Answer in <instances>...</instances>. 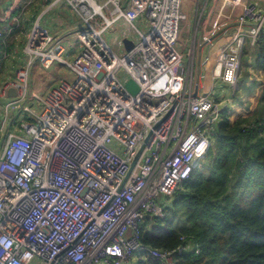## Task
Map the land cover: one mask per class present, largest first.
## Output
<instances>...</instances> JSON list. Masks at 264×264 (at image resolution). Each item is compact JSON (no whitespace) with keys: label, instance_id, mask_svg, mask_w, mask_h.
<instances>
[{"label":"built area","instance_id":"1","mask_svg":"<svg viewBox=\"0 0 264 264\" xmlns=\"http://www.w3.org/2000/svg\"><path fill=\"white\" fill-rule=\"evenodd\" d=\"M64 1L85 24L77 32L81 50L67 59L62 37L38 17L23 48L26 62L0 88L5 95L13 87L7 106L22 104L28 114L0 150V264H131L143 255L178 264L199 244L192 236L171 249L144 244V215L164 218L161 194H173L200 166L239 89L244 48L264 30V0H224L220 12L235 15L213 19L194 39L187 65L176 45L184 0ZM140 16L147 32L136 23ZM119 19L134 33L123 52L103 36ZM36 62L60 63L71 76L31 93ZM129 78L135 93L125 85ZM217 81L229 95L218 96ZM29 97L38 98V112Z\"/></svg>","mask_w":264,"mask_h":264},{"label":"trees","instance_id":"2","mask_svg":"<svg viewBox=\"0 0 264 264\" xmlns=\"http://www.w3.org/2000/svg\"><path fill=\"white\" fill-rule=\"evenodd\" d=\"M248 45L247 88L214 128L209 166L181 182L170 214L143 222L142 242L151 247L174 248L183 236L199 244L178 264H264V30ZM131 264L160 263L143 255Z\"/></svg>","mask_w":264,"mask_h":264},{"label":"crops","instance_id":"3","mask_svg":"<svg viewBox=\"0 0 264 264\" xmlns=\"http://www.w3.org/2000/svg\"><path fill=\"white\" fill-rule=\"evenodd\" d=\"M103 2L104 0H98ZM126 2L127 0H123ZM253 3H261V0H246ZM224 6V0H184L183 10L186 13V18L181 22L182 27L186 30L193 28V41L202 33L206 32L214 18L219 17L220 21H227L235 15V11L229 9L220 12ZM225 8V6H224ZM111 5L104 7V12L110 14ZM211 13L209 20H206L204 29L198 34L199 24L202 22L206 11ZM40 18L41 22L46 25L49 30L56 36L62 37L65 49V57L71 60L74 55L81 50V43L78 41L77 32L85 27L81 17L74 12L68 3L64 0H0V29L2 36L0 38V88L4 81L13 79L16 71L26 62L24 53V45L32 22L36 18ZM100 21V18H97ZM137 25L143 32L149 30V25L144 16L137 19ZM181 27V26H180ZM106 41L117 52H123L126 47L123 42L124 38L134 37L133 31H130L123 19H119L112 26L107 28ZM192 41V42H193ZM73 46L74 51H69L68 47ZM76 50V51H75ZM66 66L60 63H54L50 67H42L36 62L30 71L29 87L31 93L38 95L43 94L49 88L54 86L60 79L69 77L67 74L69 69L61 70ZM216 87L222 88V92H217L218 96L229 95L225 84L220 81L216 82ZM12 89L14 91H12ZM216 90V89H215ZM217 91V90H216ZM16 90L13 87L8 88L5 95L0 92V99L5 98V111L9 114L6 120L1 118L3 105L0 106V125L3 123V129L0 130V143L5 142L8 132L16 131L15 125H18L23 120L25 111L21 108H10L8 102L15 96ZM236 95V94H235ZM235 97V96H234ZM234 99V98H233ZM232 99V102H233ZM3 142V144H4ZM3 146V145H2ZM2 148V147H1ZM148 220V219H146ZM137 258L134 257L135 261Z\"/></svg>","mask_w":264,"mask_h":264},{"label":"rangeland","instance_id":"4","mask_svg":"<svg viewBox=\"0 0 264 264\" xmlns=\"http://www.w3.org/2000/svg\"><path fill=\"white\" fill-rule=\"evenodd\" d=\"M210 16H211V13L207 10L206 13H205V15H204V18H203L202 22L199 24L198 34L201 31H203L205 22H206V20H209ZM230 26H229V28H231ZM227 34H228V32H227ZM104 37H106V34H104ZM192 41H193V28H191L189 30H186L181 25V27H180V35H179V38L177 40L176 45L184 53V64L185 65L188 64L189 54H190L191 49L193 50V46H192V43L193 42ZM248 44L249 43L247 42V44H246V46H247L246 47V51L248 49H250V46ZM65 47L67 48V46H65ZM68 49H70L69 51H74L75 48L73 46H71V47H68ZM206 53H207V48L206 47H203L202 50H201V58H203ZM248 55H249V53L247 52V53H245V55L242 58L241 76H240L239 83H238L239 84V86H238L239 89L236 92V95H235V97L233 99V103L231 104V106L233 104L234 105L235 104L240 105L241 104V99L243 98V96L245 94L244 92L246 91V88H247L246 79H247V74H248ZM64 56H65V53H64ZM198 56H199V48L196 47V55H195V59H196L195 62H196V64L198 63ZM26 58H27V56H26ZM64 69H67V68L63 67V69L61 70V72H63ZM196 71H197V68H196ZM119 74H120L121 77H124L125 76V73L123 71H120ZM67 75L69 76L70 75V72ZM240 87H241V89H240ZM226 88L229 91H231V89L228 88L227 86H226ZM215 89L219 93H221L222 90H223L222 88H218L216 86H215ZM227 93L229 94L228 91H227ZM6 102L7 101H6L5 98L0 99V106L3 105V110H2L1 118L4 119V120H6L7 118L10 117L9 114H6V111L4 109ZM29 102L33 106L32 107V110L34 112H38L41 109V104H40L38 98H36V97H29ZM17 108H20V111L23 112L22 111V108H21V104L18 105ZM27 117H28V114L25 112L23 119H27ZM17 128H18V125H15V130H17ZM3 142H4V140H3ZM3 142L0 143V150H1V147L3 145ZM113 145H116L117 147H120V144L117 141H114L113 142ZM119 152L122 153V148H120ZM209 159H210L209 157H204L203 159H201L200 167L201 166L204 167L205 165L206 166H209V165H207V164H209ZM173 200H174V195L173 194H171V195H168L167 193H164V194L162 193L161 194V201H162V203L164 205H167V209H168V212H169L168 214H170V212H171L170 210L172 208V201ZM154 219L155 218L148 219V222L147 223L151 224L154 221Z\"/></svg>","mask_w":264,"mask_h":264},{"label":"water","instance_id":"5","mask_svg":"<svg viewBox=\"0 0 264 264\" xmlns=\"http://www.w3.org/2000/svg\"><path fill=\"white\" fill-rule=\"evenodd\" d=\"M123 42H124V44H125L126 49H130V48L133 46V43H134L133 40L130 39V38H124V39H123ZM125 85H126V87H127L131 92H133V93H135V92L138 91V88H139L138 85H137V84L135 83V81H134L133 79H131V78H129L128 80L125 81ZM12 91H14V90L12 89ZM148 136H149V135H148ZM148 136H147V138H148ZM147 138H146V140H147ZM133 165H134V161L132 162L131 168H130L129 172L127 173V176L129 175V173H130V171H131ZM127 176H126V177H127ZM144 218H145V219H151L152 217H151L150 214H145V215H144Z\"/></svg>","mask_w":264,"mask_h":264}]
</instances>
